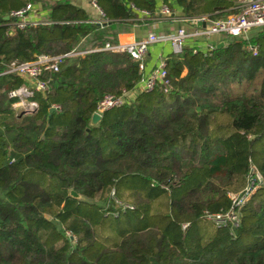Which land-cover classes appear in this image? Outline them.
<instances>
[{
    "label": "trees",
    "instance_id": "trees-1",
    "mask_svg": "<svg viewBox=\"0 0 264 264\" xmlns=\"http://www.w3.org/2000/svg\"><path fill=\"white\" fill-rule=\"evenodd\" d=\"M93 1L101 28L70 0H0V264H264V186L238 227L203 218L229 209L251 165L264 181V38L170 52L167 83L144 91L138 60L95 49L117 43L114 24L158 16V1ZM162 2L186 18L235 12V0ZM27 4L45 22L18 27L11 14ZM72 51L37 77V110L16 112L9 93L32 80L2 74L9 64ZM126 91L89 125L105 95ZM112 192L139 201L121 212Z\"/></svg>",
    "mask_w": 264,
    "mask_h": 264
},
{
    "label": "built area",
    "instance_id": "built-area-1",
    "mask_svg": "<svg viewBox=\"0 0 264 264\" xmlns=\"http://www.w3.org/2000/svg\"><path fill=\"white\" fill-rule=\"evenodd\" d=\"M33 9L32 4H27L23 9L15 11L11 14L12 18L18 19L17 25L23 28L26 24H37L38 20L30 21L26 16ZM234 13L228 14L217 19H210L207 16L191 18L193 24H202L192 29L184 27L177 28L174 31L165 33L151 32L145 37L129 42V43H105L102 48L95 50H104L116 53L125 52L132 58L139 61V68L144 70V58L149 47L156 43H167L170 45V50L174 54L182 53L187 45L197 50V40L203 41L204 45L199 47L204 51H211L214 48V42L211 38L214 36L242 37L247 39L248 33L252 29H264V0H235ZM162 14L170 13L167 7H163ZM157 19V17H156ZM42 23V22H41ZM253 55L257 54V50L250 48ZM78 53L72 51L64 54L56 55H38L34 60L29 62L13 61L9 67L2 72L14 73L21 77L32 80V83L27 86H20L9 93L11 98H14L12 108L16 112L33 113L37 110L38 104L32 98L35 91H42L46 87V82L38 80L37 77L43 71L57 72L60 64L66 57L76 55ZM166 84L165 61L162 60L157 68L151 70L148 74L142 76L138 89L151 91L158 84ZM137 90V89H135ZM134 90V91H135ZM138 92V91H137ZM129 91L124 92L120 96L105 95L98 103L96 113L100 114L112 107L120 106L132 97ZM264 186V181L260 173L254 166L251 165L247 182L243 190L238 193H229L231 200L229 209L224 213H205L203 218L212 221L218 226L238 227L242 217V208L250 200L255 191Z\"/></svg>",
    "mask_w": 264,
    "mask_h": 264
},
{
    "label": "crops",
    "instance_id": "crops-1",
    "mask_svg": "<svg viewBox=\"0 0 264 264\" xmlns=\"http://www.w3.org/2000/svg\"><path fill=\"white\" fill-rule=\"evenodd\" d=\"M157 1L159 7L158 16L154 15L150 17L145 13H140L138 17L132 19V23L114 24L111 32L115 34L117 43H129L141 39L151 32L165 33L174 31L180 27L192 29L197 26H203L201 23L193 24L190 21L191 18H186L182 14L181 9L173 2H170L172 11L168 14H162L161 10L165 6L162 0ZM70 2L84 9L91 19L96 22L101 21V23L98 22L100 28L106 25L107 22L103 21L101 10L96 6L93 0H70ZM35 10H37V12H31L26 16L27 20L35 21L46 17L47 11H41L39 8H35ZM222 39V36H214L211 38V41L220 43L223 41ZM196 45L202 47L204 43L198 39ZM170 52V45L167 43H156L151 45L144 58V75L148 74L154 68H157L162 60L166 62L167 55Z\"/></svg>",
    "mask_w": 264,
    "mask_h": 264
},
{
    "label": "rangeland",
    "instance_id": "rangeland-1",
    "mask_svg": "<svg viewBox=\"0 0 264 264\" xmlns=\"http://www.w3.org/2000/svg\"><path fill=\"white\" fill-rule=\"evenodd\" d=\"M32 5H34V4H32ZM35 8H39V9H42L40 6H39V4L38 5H36L35 4V6H34ZM33 7V9H31V11L29 12V13H31V12H33V13H35V12H37V11H35V8ZM39 22H45V21H42V19H40V20H38ZM250 33H248V38H250L252 35H254L255 37H259V39H261L260 37H262V38H264V29H252V30H250L249 31ZM247 38V39H248ZM250 47H252L253 49H256L257 50V45H255V44H251V46ZM96 113V112H95ZM128 194H129V191H128ZM127 193H124V195L125 196H123L124 198H121V199H124L125 201L124 202H120V200L118 199V198H116V196H115V194H113V192H112V194L110 195V197L111 198H113L117 203H122L121 204V206H122V209H121V212H123L125 209H127V208H131V209H134L135 207V205H134V203H135V199L137 200V201H139V198H133V197H127L126 195H128ZM141 196V195H140ZM134 200V201H133ZM92 202H95V203H97L98 205H100V206H102L103 205V203L101 202V201H99L98 199L96 200V199H93L92 200ZM113 216H117V213H114L113 214Z\"/></svg>",
    "mask_w": 264,
    "mask_h": 264
},
{
    "label": "water",
    "instance_id": "water-1",
    "mask_svg": "<svg viewBox=\"0 0 264 264\" xmlns=\"http://www.w3.org/2000/svg\"><path fill=\"white\" fill-rule=\"evenodd\" d=\"M9 17L8 16H6V17H4V19H8ZM224 45V43L223 42H220V43H218V45H217V48H220L221 46H223ZM54 110V108L53 107H51L50 108V111H53ZM20 113H24V112H20ZM100 119H101V115L100 114H98V113H93L92 114V116H91V119H90V126H94V125H96L99 121H100ZM70 195L72 196V197H74V198H79V199H83V200H86V199H84V198H82L79 194H77L75 191H73V190H70ZM88 201V200H87ZM91 202H92V200H90Z\"/></svg>",
    "mask_w": 264,
    "mask_h": 264
}]
</instances>
